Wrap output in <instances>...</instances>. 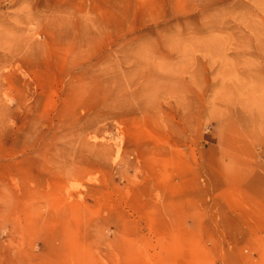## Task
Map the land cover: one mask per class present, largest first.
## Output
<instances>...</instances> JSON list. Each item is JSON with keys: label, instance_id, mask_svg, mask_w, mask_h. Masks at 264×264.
<instances>
[{"label": "rangeland", "instance_id": "rangeland-1", "mask_svg": "<svg viewBox=\"0 0 264 264\" xmlns=\"http://www.w3.org/2000/svg\"><path fill=\"white\" fill-rule=\"evenodd\" d=\"M0 264H264V0H0Z\"/></svg>", "mask_w": 264, "mask_h": 264}]
</instances>
